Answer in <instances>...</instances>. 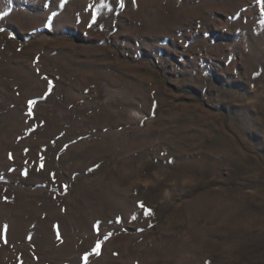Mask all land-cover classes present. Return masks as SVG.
<instances>
[{"label": "rangeland", "instance_id": "1", "mask_svg": "<svg viewBox=\"0 0 264 264\" xmlns=\"http://www.w3.org/2000/svg\"><path fill=\"white\" fill-rule=\"evenodd\" d=\"M61 4L0 0V264H264V0Z\"/></svg>", "mask_w": 264, "mask_h": 264}, {"label": "snow or ice", "instance_id": "2", "mask_svg": "<svg viewBox=\"0 0 264 264\" xmlns=\"http://www.w3.org/2000/svg\"><path fill=\"white\" fill-rule=\"evenodd\" d=\"M63 2H66V0H62V4H61V6H63ZM121 6H123L122 5V0H121ZM101 7H107V5L106 4H104L103 2H101ZM96 21H95V17H93V23H95ZM0 30H2V29H0ZM30 103H35V101H30ZM41 167H43V165L41 164ZM142 206V205H141ZM85 259H87L86 257H85Z\"/></svg>", "mask_w": 264, "mask_h": 264}]
</instances>
